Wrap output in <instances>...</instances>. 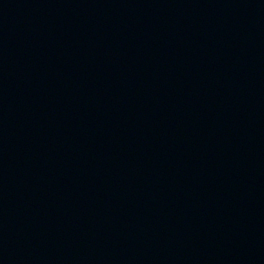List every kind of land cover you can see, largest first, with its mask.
<instances>
[{
  "label": "water",
  "instance_id": "1",
  "mask_svg": "<svg viewBox=\"0 0 264 264\" xmlns=\"http://www.w3.org/2000/svg\"><path fill=\"white\" fill-rule=\"evenodd\" d=\"M0 264H264V0H0Z\"/></svg>",
  "mask_w": 264,
  "mask_h": 264
}]
</instances>
